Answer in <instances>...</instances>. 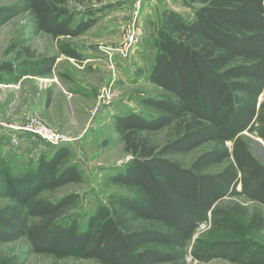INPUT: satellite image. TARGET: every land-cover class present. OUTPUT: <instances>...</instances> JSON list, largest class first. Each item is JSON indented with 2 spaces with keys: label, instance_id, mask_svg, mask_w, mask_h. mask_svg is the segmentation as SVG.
I'll return each instance as SVG.
<instances>
[{
  "label": "trees",
  "instance_id": "obj_1",
  "mask_svg": "<svg viewBox=\"0 0 264 264\" xmlns=\"http://www.w3.org/2000/svg\"><path fill=\"white\" fill-rule=\"evenodd\" d=\"M67 2L20 0L0 6V25L28 11L37 30L54 39L70 38L92 27L106 8L75 11ZM193 2L197 5L184 2L192 9L190 20L162 10L147 79L163 95L140 100L154 114L130 111L114 117L131 158L108 180L133 193L109 195L81 229L78 216L69 213L78 193L57 200L39 196L83 180L77 164H62L68 148L52 146L51 157H40L21 176L1 170L0 197L13 203L0 208V244L25 237L32 253L55 260L73 254L94 264H188V253L199 262L264 264V244L253 237L264 228L263 211L237 201L220 203L224 197H241L264 207V165L243 137L249 132L264 143V100H259L264 93V0ZM57 42L60 53L81 59L72 44ZM55 61V55L37 58L33 75L49 74ZM15 66L0 62V83L2 73H13ZM166 128L171 139L159 147L152 144L147 134ZM206 144L187 167L166 157ZM201 223L209 229L188 252ZM21 261L15 254L0 257V264Z\"/></svg>",
  "mask_w": 264,
  "mask_h": 264
},
{
  "label": "rangeland",
  "instance_id": "obj_2",
  "mask_svg": "<svg viewBox=\"0 0 264 264\" xmlns=\"http://www.w3.org/2000/svg\"><path fill=\"white\" fill-rule=\"evenodd\" d=\"M19 1L20 0H0V6L10 5ZM160 1L163 2L161 5L165 4L169 9L174 8L182 12V16L187 20L192 18L190 15L192 9L184 5V2L187 1L195 6L197 5L194 2L192 3V0ZM144 2L145 0L139 3L136 0H102L100 3L86 4L79 3L77 0H68V8L75 11H84L89 8H99L101 6L106 7L105 10L100 13L98 19L99 23L97 21L95 24H105L108 21L113 22L120 17L123 18L124 20L119 27L121 38H123V32L126 26L133 20L136 26L139 27L140 34L138 43L135 48L128 52L127 56H122L117 46L112 48L114 49L112 53L117 52L120 56L128 59V83L124 84L120 78L114 82V75H112L111 79L99 88L91 106L90 99L77 97L69 101L68 104L65 100L63 104L62 101L58 102L54 99L53 107L50 110L45 109V115L54 109L56 110V114L61 112L65 113L68 119L72 117L71 111L75 113V116H80L77 117L78 123L72 125L73 128L70 127L71 125L66 124L64 130H60L51 122L46 121L42 116L38 115L34 109H31L30 104H28V101L35 103V99L30 100V97L31 94L34 95L33 97L38 94V88L42 89L48 86V84H52V80H50L48 74L40 79H25L19 89L15 88L14 82L18 80L22 70L25 69L24 71L28 72L35 71V66H32V64L37 58L60 53L57 47L58 40H65L74 45V43L77 42L76 38L78 36L54 39L49 34L36 29L33 16L28 11H23L12 17L6 23L0 25V62L8 61L16 65V70L13 73H2L5 85H0V123L18 124L23 122L28 116L33 115L39 117L57 131L72 138L69 143L64 145L69 150V156L62 161V164H77L83 175V180L81 182L67 183L54 190H42L39 192V196L50 200H57L66 194L78 193L79 200L77 204L69 210V213L78 216L81 229L85 227L87 219L94 212L95 206L99 202H105L109 195H131L133 193L128 187L113 184L108 180L111 174L121 170L126 161L131 158V155L124 151L123 141L114 129V116L130 111L141 113L145 116L152 115L154 114V110L143 106L140 100L148 96L160 97L163 95L162 89L150 83L147 79V70L152 62L156 49V31L161 23L158 27L157 25L154 27V25L149 24L150 21L153 22L155 17L152 10L149 15H145L143 9ZM137 5L139 7H137ZM138 15L142 18L140 21L146 30L139 26V22L136 19ZM78 17L79 16H76V19ZM140 43L143 44L141 51L137 49ZM26 49L28 51H26ZM109 65L111 66V63H109ZM115 69L117 71L116 66ZM61 70L70 74V76L76 80L84 79L88 82L92 80L85 77L77 66L71 64L63 63ZM110 70L112 74V72H114L113 66H111ZM62 80L64 81L65 78ZM16 86H18V84ZM103 89L108 91L106 95L109 96L106 97V95H104L105 99L99 100L98 95L103 92ZM29 92L31 94H29ZM259 100H264V93L260 96ZM79 104H86V116L82 115ZM103 106L110 107V111L102 117V128L93 133L91 130H88L89 132L82 136L85 132L82 130V128H84V120L88 118L91 120L94 117L93 113H96L99 107L102 108ZM94 121V118L92 121L93 123L89 121L87 128L97 123V121ZM10 133L11 131L9 129L0 126V159L2 160V165H0V187L4 186L1 172L3 167L8 168L10 173L14 176H21L26 171L34 169L40 157L49 158L55 151L54 147L35 139L26 141L20 138L21 145L14 146L11 142ZM147 135L151 143L157 147L161 146L172 137L170 130L167 128ZM243 137L247 141L251 152L264 165L263 143H260L258 138L249 132H244ZM207 148L208 145L206 144L187 153H170L167 154L166 157L187 167L200 152ZM220 167L221 166L218 165L213 168V170L215 171ZM232 201L240 202L248 208H260L264 214L263 206L245 198L224 197L220 203L227 204ZM12 203V198L7 196L0 197V208ZM208 229L209 226L205 223H201L198 226L193 238L188 242V252L195 238L204 236ZM253 237L264 244V228L259 233L254 234ZM13 254L20 256L22 260L21 264H94L92 260L79 259L73 254L55 260L51 256L32 253L30 252V247L25 237L0 244V257ZM187 263L232 264L223 259H212L206 262H199L192 259L189 253L187 256Z\"/></svg>",
  "mask_w": 264,
  "mask_h": 264
},
{
  "label": "crops",
  "instance_id": "obj_3",
  "mask_svg": "<svg viewBox=\"0 0 264 264\" xmlns=\"http://www.w3.org/2000/svg\"><path fill=\"white\" fill-rule=\"evenodd\" d=\"M162 3L163 2L160 0H145V2L143 3L145 15H149L151 10L154 13L155 18L153 22H149V24L154 25V27L155 25H157L158 27V25L161 23L162 10L164 8H168L165 4L161 5ZM137 7L139 6L137 5ZM171 9L182 14V12L178 11L177 9ZM190 15L193 17V13H191ZM136 19L139 22V26L145 29L144 26H142V22L140 21L142 19L140 15H138ZM123 20L124 19L120 17L118 20L113 21L114 23L108 21L105 24H98V21L97 24L90 27L83 34L78 36L76 38L77 42L74 43L73 46L77 49L78 53L81 54V59L79 61L67 57L62 53L55 54L56 61L50 73L48 74L50 80H52V84H48V86L42 89L38 88V94L35 97H33L34 95L29 92V94H31L30 100L35 99V103L28 101V104H30L31 106L30 108L34 109L38 115L42 116L46 121L51 122L58 129L64 130L66 124L71 125L70 127H72L73 124L78 123L77 117L80 116H75V113L71 111L72 117L68 119L65 113L61 112L59 114H56V110L54 109L45 115V109L50 110L53 107L54 99L58 102L62 101L63 104L65 100L68 104L69 101L77 97L88 98L90 99L91 106L99 88L102 85L106 84L111 79L112 75H114V82H116L117 79L120 78L121 81L124 82V84L128 83V59L120 56L117 52L111 53V56L109 58L108 54H106L104 50L105 48H113L122 44L123 38H121V32L119 31V27L122 24ZM59 38L62 39L63 37ZM141 43L137 47L139 51H141L143 46V44ZM63 63L77 66L78 69L82 71V73L85 75V77L90 78V80L92 79L91 82L85 81L84 79L76 80L72 76H70V74L63 72L61 70V66ZM109 63H111V66H113L114 72H112V74L110 70L111 66L109 65ZM115 66L117 68V71L115 69ZM41 77L43 76H37L33 75L32 72L23 71L21 72L18 80L14 82V86L16 89H19L25 79H40ZM63 78H65L64 81L62 80ZM4 83L5 81L0 83V85H5ZM17 84L18 86H16ZM79 105V109L82 110V115L86 116V104ZM109 111L110 107L108 106H103L102 108L99 107L97 112L93 113V118L95 119L94 122L97 121V123L92 127L89 126L87 128V125L89 121L90 123H93V118L91 120L88 118V121L84 120V128H82V130L85 132L82 134V136L85 133L89 132L88 130H91L92 133L97 130H100L102 128L103 123L102 117L109 113Z\"/></svg>",
  "mask_w": 264,
  "mask_h": 264
},
{
  "label": "built area",
  "instance_id": "obj_4",
  "mask_svg": "<svg viewBox=\"0 0 264 264\" xmlns=\"http://www.w3.org/2000/svg\"><path fill=\"white\" fill-rule=\"evenodd\" d=\"M136 1L139 3L142 0ZM139 34L140 29L138 26H136L135 21L133 20L129 22L123 32L122 44L120 46H117L122 56H127L128 52L135 48L136 44L138 43ZM112 50L114 49H105V52L106 54H108V57L111 56ZM107 92V90L103 89V92L98 95V99L104 100V95H106ZM108 96L109 95H106V97ZM0 126H3L4 128H7L11 131L10 137L11 142L14 146L21 145L20 138L25 139L26 141H28L29 139L39 140L49 146L65 145L66 143H69L72 140V138L57 131L50 125L46 124L39 117L33 115L28 116L23 122H20L18 124L0 123Z\"/></svg>",
  "mask_w": 264,
  "mask_h": 264
},
{
  "label": "water",
  "instance_id": "obj_5",
  "mask_svg": "<svg viewBox=\"0 0 264 264\" xmlns=\"http://www.w3.org/2000/svg\"><path fill=\"white\" fill-rule=\"evenodd\" d=\"M258 141H259L260 143H263V142L261 141V139H258ZM263 145H264V143H263Z\"/></svg>",
  "mask_w": 264,
  "mask_h": 264
}]
</instances>
